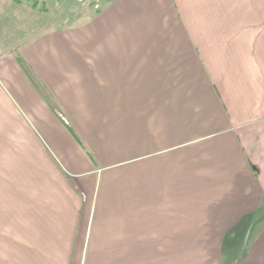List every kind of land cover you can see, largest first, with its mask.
<instances>
[{
  "label": "crops",
  "instance_id": "0c3cea01",
  "mask_svg": "<svg viewBox=\"0 0 264 264\" xmlns=\"http://www.w3.org/2000/svg\"><path fill=\"white\" fill-rule=\"evenodd\" d=\"M8 1L0 264H264V0Z\"/></svg>",
  "mask_w": 264,
  "mask_h": 264
},
{
  "label": "rangeland",
  "instance_id": "374dc122",
  "mask_svg": "<svg viewBox=\"0 0 264 264\" xmlns=\"http://www.w3.org/2000/svg\"><path fill=\"white\" fill-rule=\"evenodd\" d=\"M28 3V0H21ZM32 2L38 1V9L43 7L48 15L38 17V13H34V20L40 22V26L46 25L48 20L51 23H56L57 26L64 25L65 23L85 22L91 19L94 10L97 9L99 0H31ZM104 1V0H103ZM31 5V4H29ZM97 5V6H96ZM11 1H0V40L3 44L8 45L11 35H20L22 30L17 28V15L14 10H10ZM99 7V6H98ZM99 9V8H98ZM21 14H29L30 11L24 10V7L18 9ZM30 15V14H29ZM27 19V18H26ZM28 16V23L35 22ZM35 24V23H34ZM36 27V26H35ZM15 32V33H14ZM14 33V34H13ZM11 42V41H10ZM1 44V43H0ZM229 259V258H228ZM227 259V260H228ZM228 263V262H227ZM226 263V264H227Z\"/></svg>",
  "mask_w": 264,
  "mask_h": 264
},
{
  "label": "trees",
  "instance_id": "16d2710c",
  "mask_svg": "<svg viewBox=\"0 0 264 264\" xmlns=\"http://www.w3.org/2000/svg\"><path fill=\"white\" fill-rule=\"evenodd\" d=\"M29 4H31V8H33L34 10H39V11H42V12H46L47 10H45L43 7H41L40 9H38V1H34L32 2L31 0H28Z\"/></svg>",
  "mask_w": 264,
  "mask_h": 264
},
{
  "label": "built area",
  "instance_id": "2783aa9c",
  "mask_svg": "<svg viewBox=\"0 0 264 264\" xmlns=\"http://www.w3.org/2000/svg\"><path fill=\"white\" fill-rule=\"evenodd\" d=\"M97 6V5H96ZM99 7L97 6V9H98Z\"/></svg>",
  "mask_w": 264,
  "mask_h": 264
}]
</instances>
